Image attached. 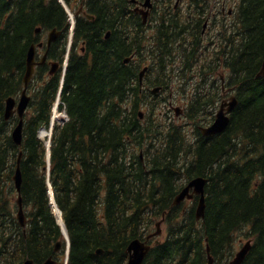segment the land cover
I'll list each match as a JSON object with an SVG mask.
<instances>
[{
  "label": "trees",
  "instance_id": "16d2710c",
  "mask_svg": "<svg viewBox=\"0 0 264 264\" xmlns=\"http://www.w3.org/2000/svg\"><path fill=\"white\" fill-rule=\"evenodd\" d=\"M159 2L156 32L149 36L130 0H80L78 7L67 1L76 24L64 82L62 67L52 75L48 65L36 68L19 146L12 131L20 118H5L7 99L24 88L28 50L43 41L37 28L62 31L47 49L48 58L62 66L71 22L59 0H0V264H42L51 256L66 263L51 188L71 242L66 264H126L129 244L144 240L162 218L167 231L151 240L144 264H209L208 245L214 264H230L240 231L253 242L242 264H264V76H258L264 0H238L235 21L215 24L209 45L200 39L199 15L213 10L210 0H191L189 13L196 15L184 18L174 12V0ZM79 5L94 19L78 14ZM187 30L194 40L181 54L177 42L186 41ZM78 42H84V54L75 50ZM147 54L153 62L142 88ZM221 71L239 104L225 131L206 136L199 126L214 119L209 109L223 95L216 85ZM173 77L185 87L195 83L185 123L158 109L159 95L175 92ZM156 85L162 86L159 94L151 91ZM60 91L59 110L69 119L55 122L49 155L40 130L50 129ZM20 153L26 227L16 214ZM198 176L208 178L200 220L198 196L174 205Z\"/></svg>",
  "mask_w": 264,
  "mask_h": 264
},
{
  "label": "water",
  "instance_id": "95a60500",
  "mask_svg": "<svg viewBox=\"0 0 264 264\" xmlns=\"http://www.w3.org/2000/svg\"><path fill=\"white\" fill-rule=\"evenodd\" d=\"M60 1L64 3L63 0H60ZM144 6L151 7L152 0H146L144 3ZM136 11H141L142 13L144 12L143 10H140V9H136ZM147 13L148 11L146 13H143L144 22H146L147 20ZM88 17L91 19L94 18L93 15H88ZM40 30H41V27H38L37 31L39 32ZM61 33L62 31L56 28L51 30L47 38V47H49L52 44V42H54ZM109 35H110V32H108L106 36L109 37ZM43 46H44L43 42H40L39 44L33 43L30 46L28 50V54H27V62H26L27 65H26V71L24 75V89L22 90L21 95L18 100L15 97L11 96L7 99V103H6L5 118L9 119L15 114H17L20 118L18 124L15 126V128L12 131V138L14 142L19 146L22 145L23 143L24 114L26 110L28 109L30 101H31V96L28 94V86L30 82L32 81V78L35 72V67L37 64V61H36L37 48L43 47ZM46 59H47V53L44 54L42 62L46 61ZM131 59L132 57H128L124 61L128 63ZM59 65L60 63L57 61L51 62L50 74L55 73ZM148 68H149L148 66H145L140 72L139 82L141 86L144 84V78H145ZM258 76H264V63H263L261 70L258 73ZM160 89H161V86H156L153 88V92L157 93L160 91ZM238 104H239V99L236 95L231 96L229 99L223 100L221 103L220 109L216 113L215 120L213 121V123H211L208 126L200 127L202 133L204 135H213V134H218V133L225 131L231 121L230 113L234 111V109L237 107ZM175 111H176V116H179L183 112V109L181 106H175ZM140 116L143 117L144 114L141 113ZM53 123L54 121L52 122V124ZM50 144L51 142H49V146ZM21 158H22V153H20V156L18 158L16 172L14 175V182H15L17 192L19 194V197L17 199V202L19 205L17 218L19 222L21 223V225L23 227H26L28 220L26 217V213H25L23 201H22V196H21L22 183H23L22 170H21ZM207 182H208V178L204 176H198L190 180V182L175 197L174 205L180 204L185 199H193L196 195H198L199 202H198L197 209H196V217L198 220L204 218L206 214V206H207L206 205V184ZM52 202H53V205L56 211L59 210L60 212V218L58 217V212L56 213L57 218L60 224L62 225L64 234L67 238L68 247H69L70 238H69L68 229L62 218V212L58 208L54 200L53 192H52ZM161 225H162V220L157 222V230L149 234L145 240L136 238L129 244L128 249H127L129 253V258L126 264H144V261L146 257L148 256L151 250V247H152L151 243H149V240L162 233ZM61 248H62V241L58 242V244L56 245V251H60ZM251 248H252V240H248L241 247V249L236 252L234 259L230 263L231 264H242L245 258L247 257L249 251L251 250ZM207 252L209 256V264H213L214 257L211 255V248L209 245L207 246ZM97 253L102 254L103 249L101 248L98 249ZM56 263H57V260L53 256H51L46 261H44L42 264H56ZM24 264H35V262L33 259H27L24 262Z\"/></svg>",
  "mask_w": 264,
  "mask_h": 264
},
{
  "label": "flooded vegetation",
  "instance_id": "af4514ba",
  "mask_svg": "<svg viewBox=\"0 0 264 264\" xmlns=\"http://www.w3.org/2000/svg\"><path fill=\"white\" fill-rule=\"evenodd\" d=\"M72 1L74 2L75 0H72ZM145 1L146 0H135V1H131L132 9L134 10V12L139 17H141V19L143 21V24L146 26V31H148V30L153 31L154 33H153L152 36H154V34L156 32V23L153 20H154V17L156 15V11L158 9H160L161 5H160L159 0H152V6L151 7H145L144 6ZM184 2H185L184 0H181L179 2V4H181V6L179 4L175 5V11L174 12H176V14H178L182 18H184L186 16L196 15V13H194V12L193 13H189V10L190 9H193L195 6L193 7L190 4L188 6H184ZM190 2H191V0H188V3H190ZM227 3H228V0H220L218 2V5H220V8L219 9L210 10L209 13L199 15V17H203L204 18V21L205 22L207 20H208V22H210L208 25H206L204 23L203 28H202L201 33H200V39H202L203 45H205L207 43L210 44V41H208V40H209L211 31H212V25H215V24L220 23L222 21H227V22L229 21V22H232V23L235 21V12L236 11H235L234 8H233V10H231L232 7H229V9H226ZM136 9L143 10L144 13H146L147 10H148L146 22H144V20H143L144 19V14L141 11H136ZM185 9H187V10H185ZM209 25H211V26H209ZM40 33H42V36H43L45 32L40 31ZM62 34L63 33H61L58 36V38ZM110 34H111V32H110ZM185 34H187V36H188L187 39H186V41H183L181 39L182 41L180 40V41L177 42L178 47L180 48L181 54L184 53V52H186V47L188 46V42L193 43V40H194L193 33L190 30H187ZM109 37H110V35H109ZM109 37L106 36V38H109ZM58 38L55 41H57ZM72 45H73V42H72ZM74 48L80 54H84L86 52V46H85L84 42H78L77 44L74 45ZM47 49L48 48H46V47L44 48L43 47V48H39V50L37 51V56H36L37 65H36V68L38 66H40V65L41 66H43V65L44 66L45 65L47 66L48 65L49 71H50V61H53V59H49L48 58V50ZM40 51H42V52H40ZM46 52H47V59H46V61L42 62L43 56H44V54ZM58 70H60V65H59L58 69L56 70V72ZM49 71H48V74H49ZM171 96L172 95H170V97ZM172 103L175 104L173 100L169 101V105H171Z\"/></svg>",
  "mask_w": 264,
  "mask_h": 264
},
{
  "label": "rangeland",
  "instance_id": "374dc122",
  "mask_svg": "<svg viewBox=\"0 0 264 264\" xmlns=\"http://www.w3.org/2000/svg\"><path fill=\"white\" fill-rule=\"evenodd\" d=\"M174 1H176V0H174ZM184 1H185L184 2V6H188L189 5L188 0L187 1L184 0ZM219 1L220 0H211V2H212L211 4H217V2H219ZM79 2H80V0H75L74 3H73V5H75L76 7H78ZM237 2H238V0H228L226 9H229V7H233L234 9H236ZM179 5L181 6V4H179ZM185 10H187V9H185ZM204 23L206 25H208L210 22H208V20H207L206 22L204 21ZM209 26H211V25H209ZM213 27H214V25H212V31H215V29H214L215 27L214 28ZM147 33H148L149 36H152L154 32L151 31V30H148ZM47 34H48V31L45 32L44 35H43V37H42L44 40H46ZM69 43H70V45L72 44L71 42H69ZM40 52H42V51H40ZM152 62H153L152 61V57L149 54H147L146 60L144 61V64H149V63H152ZM181 64L182 63L180 62V66H181ZM157 74H158V70L156 68H154V70L152 72V77L153 78L156 77ZM216 78L218 79V82L216 83V85H221L222 83H221V81H219L220 80V76L219 75H216ZM172 80H173V88H174L175 92H174V94H172L171 99L174 101V103L176 105H181L186 110V105L188 103L189 97L192 95V90L195 89V83H193V85L191 84V85H187L185 87V86H182V84H181V82H180V80L178 78L173 77ZM171 90L172 89L163 91V93L160 94L159 97H158L157 104H158V109L160 111H162V110L165 111L166 113H168L169 116L172 117V119L175 120V113H174V111H171V109L168 107L169 91H171ZM234 93L235 92L233 90L227 89L225 94H223L220 98L218 97V102L216 103V106L214 107V109L213 108H210L209 111L213 110L214 114H216L217 110L219 109V105L221 103L222 98L225 97V96H230V95H232ZM30 94H31V92H30ZM165 95L168 96L167 101L162 99L163 96H165ZM166 104H167V106H166ZM55 105H54V107H55ZM56 112H57L56 115L60 116V120L62 121L63 120V117L60 115V113H65L64 110L63 111H60L59 110V105H58ZM53 115H54V111H53ZM206 117L211 118V116H209V113L206 114ZM176 119H177V122L178 123H185V122H187V119L186 118H179V120H178V117H177ZM16 214H17V212H16ZM162 229H163V234L160 235V237H163L164 232L167 231V225L165 223H163ZM247 239L248 238L246 237V235H245V233L243 231H240V232H238L236 234V241H235V244H234V247H233V256L229 259L230 262L234 259L235 255H236V252L241 249V247L245 244V242L247 241Z\"/></svg>",
  "mask_w": 264,
  "mask_h": 264
},
{
  "label": "bare ground",
  "instance_id": "6f19581e",
  "mask_svg": "<svg viewBox=\"0 0 264 264\" xmlns=\"http://www.w3.org/2000/svg\"><path fill=\"white\" fill-rule=\"evenodd\" d=\"M57 113V112H56ZM58 116V115H57ZM57 212H58V217L60 218V212H59V210H57Z\"/></svg>",
  "mask_w": 264,
  "mask_h": 264
}]
</instances>
